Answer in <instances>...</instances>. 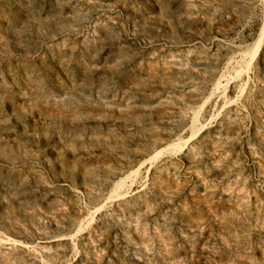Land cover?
<instances>
[{
    "label": "rangeland",
    "instance_id": "1",
    "mask_svg": "<svg viewBox=\"0 0 264 264\" xmlns=\"http://www.w3.org/2000/svg\"><path fill=\"white\" fill-rule=\"evenodd\" d=\"M0 264H264V0H0Z\"/></svg>",
    "mask_w": 264,
    "mask_h": 264
},
{
    "label": "bare ground",
    "instance_id": "2",
    "mask_svg": "<svg viewBox=\"0 0 264 264\" xmlns=\"http://www.w3.org/2000/svg\"><path fill=\"white\" fill-rule=\"evenodd\" d=\"M258 49H259V45L255 46V47L252 49L251 57H253V56L256 55Z\"/></svg>",
    "mask_w": 264,
    "mask_h": 264
}]
</instances>
